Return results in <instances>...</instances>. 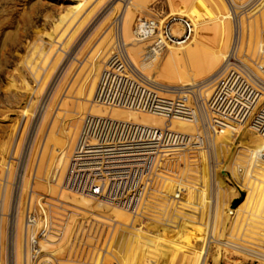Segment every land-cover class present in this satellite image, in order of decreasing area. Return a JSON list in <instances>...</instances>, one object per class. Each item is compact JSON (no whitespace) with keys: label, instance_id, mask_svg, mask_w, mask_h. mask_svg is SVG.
Wrapping results in <instances>:
<instances>
[{"label":"rangeland","instance_id":"rangeland-1","mask_svg":"<svg viewBox=\"0 0 264 264\" xmlns=\"http://www.w3.org/2000/svg\"><path fill=\"white\" fill-rule=\"evenodd\" d=\"M174 16L193 26L187 43L156 52V37L137 34L142 19ZM112 55L161 88L195 89L201 114L229 65L264 93V0H0V264H264V191L245 163L260 148L254 120L218 139L200 117L167 125L93 105ZM88 114L193 141L156 166L137 214L92 199L75 208L81 196L63 187Z\"/></svg>","mask_w":264,"mask_h":264},{"label":"built area","instance_id":"built-area-1","mask_svg":"<svg viewBox=\"0 0 264 264\" xmlns=\"http://www.w3.org/2000/svg\"><path fill=\"white\" fill-rule=\"evenodd\" d=\"M184 27L189 28L186 23ZM161 29L162 24L145 20L139 24L137 34L157 36ZM170 37L167 35L172 42ZM163 90L138 76L121 55H113L99 75L93 102L106 108L154 115L167 123L202 118L195 89H178L167 96ZM263 98L261 88L242 69L229 65L216 78L211 96L202 108L214 129L242 124L251 118L256 125L264 127ZM190 144L189 136L170 127L86 116L63 187L82 197L136 211L148 193L156 165L181 153Z\"/></svg>","mask_w":264,"mask_h":264},{"label":"bare ground","instance_id":"bare-ground-1","mask_svg":"<svg viewBox=\"0 0 264 264\" xmlns=\"http://www.w3.org/2000/svg\"><path fill=\"white\" fill-rule=\"evenodd\" d=\"M90 14V13H89ZM87 16V15H86ZM89 16V15H88ZM86 18H89V17H86ZM84 19V18H83ZM90 19V18H89ZM84 20H86V19H84ZM84 20L80 23V24H82L83 25V23H86V21L84 22ZM147 20V19H146ZM142 21H145L144 19H142L141 21H140V23L142 22ZM152 21H154V22H156L155 20H152ZM139 23V24H140ZM185 23L186 24H188V26H189V28H186L185 29V27H184V25H185ZM139 24H138V26H139ZM160 24H162V29H161V31H160V36L159 35H157V36H154V37H156L155 38V44H153L151 47V49L153 50V51H161V49H163L164 47H167V45H172V44H176V43H187L190 39H191V37H192V35H193V26H192V24L189 22V21H187L186 19H180V17H171V18H168V19H166L165 21H163V23H160ZM78 27H80V25L78 26ZM85 28V27H84ZM81 31V30H80ZM167 35H169V36H171L170 37V39H172V42H170V41H168V39H167ZM150 37H146L145 39H149ZM159 39H161V41H158ZM186 39V40H185ZM109 41V40H108ZM111 41V40H110ZM112 42V41H111ZM162 43H164L163 45H162ZM161 44V45H160ZM109 45V44H108ZM114 48V47H113ZM111 54V53H110ZM113 56V55H112ZM103 58H104V60H106V58H107V55H103ZM109 60V59H108ZM227 65V64H226ZM221 72V71H220ZM195 79V78H194ZM194 81V80H193ZM195 82V81H194ZM189 85H192L191 84V81L189 82ZM181 87H184V84H182V85H180ZM186 86H188V85H186ZM204 86V85H203ZM169 87V86H168ZM177 89H175V87L173 86V88H163L164 90V92H165V94L166 95H168V94H171L172 92H174V91H178V87H176ZM203 89V88H202ZM207 90V89H206ZM207 93H209V92H207ZM195 101H196V99H195ZM92 104L93 105H96V106H99V107H103V106H100V105H98V104H95L94 102H93V99H92ZM127 111V110H126ZM200 111V110H199ZM127 112H131V111H127ZM89 115H93V114H88V115H86V116H89ZM197 115H199L198 114V112H197ZM85 116V117H86ZM94 116H99V115H94ZM84 117V118H85ZM102 117V116H101ZM121 121V120H120ZM176 121V120H175ZM201 121V120H200ZM166 122V121H165ZM173 122V121H172ZM171 122V123H172ZM207 122H208V118H207V114L205 113V111L203 112V114H202V121H201V123L200 124H202V125H207ZM171 123H167L166 122V124L167 125H170ZM246 123V122H245ZM242 124H244V123H242ZM242 124H240V125H242ZM237 125V124H236ZM239 125V124H238ZM230 126V125H229ZM229 126H226V127H224V128H222V129H214V138L216 137V138H218L219 139V134L220 133H229V131L230 130H233L234 131V135H231V137L233 138V137H238V134L240 133L239 132V129H240V127L239 128H237V127H235V126H233L234 128H231V127H229ZM166 127H170V126H166ZM171 128V127H170ZM253 128H254V130L256 131V134H255V139L257 140V143L259 144V146H260V148H258L257 150H253V151H250V152H248L247 154V160L245 161V163H246V165H248V168H247V172L246 173H248L247 175H251L253 172H257V174H258V176L257 177H254L253 178V180L251 181L252 182V186H253V188H254V191H255V194H256V192H259L258 190H260V191H264V179H262V178H264V161H262L261 160V158H264V154L262 153L263 151H264V127H262L261 125H259V124H257L256 125V123L253 125ZM173 130V129H172ZM174 131H176V130H174ZM176 132H179V131H176ZM179 133H181V132H179ZM182 134H184V133H182ZM184 135H186V134H184ZM188 136V135H187ZM189 138H191V137H189ZM214 138H212V139H214ZM190 141H191V139H190ZM191 142H193V141H191ZM214 145V144H213ZM227 148H229V147H227ZM219 149V148H218ZM244 158V157H243ZM245 158V159H246ZM217 160V159H216ZM161 162V161H160ZM159 162V163H160ZM217 162V161H216ZM242 162V161H241ZM158 163V164H159ZM157 164V165H158ZM156 165V166H157ZM246 167V166H245ZM156 168V167H155ZM241 168H242V166H241ZM155 171V170H154ZM153 171V172H154ZM259 171V172H258ZM259 176H261L262 178H260ZM151 181H152V179H151ZM150 182V181H149ZM151 183V182H150ZM150 183H149V185H150ZM258 189V190H257ZM263 194H264V192H263ZM263 194H262V196H263ZM79 196V195H78ZM260 196V195H259ZM261 196V198H258L259 200L261 199L262 201L264 200L263 198H264V196L262 197ZM82 197V196H81ZM81 197H77V196H75L74 197V199H73V201H72V204H73V202H74V204H73V206L76 208H79L81 205H83V204H85L86 202H85V199L86 200H90V198L88 199V198H86V197H83L84 199H82ZM176 197H178V196H176ZM256 197H255V195H254V199H253V206H257L256 205V203H258V206H259V204H261L260 206H262V203H260V201L259 202H257L258 201V199H257ZM91 202H95V201H99V200H94V199H92V200H90ZM167 203V202H166ZM168 206H170V205H173V199H171V198H169V200H168ZM263 205H264V202H263ZM85 206V205H84ZM111 206V205H110ZM140 206H141V203H140V205L139 206H137V209H136V211H129V210H126L125 208L124 209H120V208H117V210H118V214L120 213H124V215L123 216H125V215H127L129 212H131L132 214H137V211L139 210V208H140ZM83 207V206H82ZM87 207V206H86ZM81 208V207H80ZM255 209H256V207H254ZM263 208V207H262ZM258 209H260V208H258L257 207V210L254 212V211H252V212H250V213H248V215L249 216H254V215H256L258 212H260V211H258ZM263 210V212H264V208L262 209ZM126 212H128V213H126ZM257 212V213H256ZM262 211H261V213L262 214H264ZM256 213V214H255ZM248 215L246 216V217H248ZM258 215V214H257ZM259 216L262 218V216H261V214L259 213ZM256 217V216H255ZM261 218H260V220H261ZM248 219V221H249V219H251L253 222H255L254 223V227L257 225V226H259V224H257V222H259L260 220H256V221H254L251 217L249 218H247ZM246 219V220H247ZM263 219H264V217H263ZM262 221V220H261ZM260 221V222H261ZM253 222H252V224H253ZM251 223V222H250ZM262 223H264V221H262ZM247 224V223H246ZM248 225V224H247ZM251 226V225H250ZM253 227V226H252ZM253 227V228H254ZM264 227V226H263ZM258 228V227H257ZM256 228V229H257ZM261 230V229H260ZM262 231V230H261ZM236 241V240H235Z\"/></svg>","mask_w":264,"mask_h":264}]
</instances>
